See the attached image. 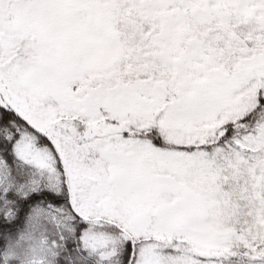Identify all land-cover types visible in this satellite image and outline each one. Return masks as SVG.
I'll list each match as a JSON object with an SVG mask.
<instances>
[{
    "label": "snow or ice",
    "instance_id": "obj_1",
    "mask_svg": "<svg viewBox=\"0 0 264 264\" xmlns=\"http://www.w3.org/2000/svg\"><path fill=\"white\" fill-rule=\"evenodd\" d=\"M0 264H264V0H0Z\"/></svg>",
    "mask_w": 264,
    "mask_h": 264
}]
</instances>
